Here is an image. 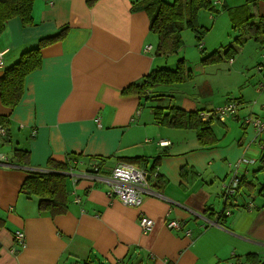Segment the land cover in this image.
I'll return each mask as SVG.
<instances>
[{
    "label": "crops",
    "instance_id": "obj_1",
    "mask_svg": "<svg viewBox=\"0 0 264 264\" xmlns=\"http://www.w3.org/2000/svg\"><path fill=\"white\" fill-rule=\"evenodd\" d=\"M32 4L29 25L14 16L0 34V78L19 54L37 48L40 40L57 38L40 49V66L23 80L15 108L0 99V127L7 130L0 136V157L7 159L0 165V264H61L65 256L81 259L80 264H94L93 258L98 264L262 263L264 200L251 173L259 166L264 131L257 140L254 130L232 123L231 117L225 123L209 117L203 123L211 121L206 126L214 136L208 140L206 135L202 144L195 130L158 124L152 110L162 101L153 92L164 89L161 74L174 70L176 62L155 53L158 39L149 30L147 13L133 0H95L91 7L86 0ZM220 4L234 7L227 0ZM250 4L253 20L264 29V0ZM217 20L212 26L220 30ZM243 38L241 46L255 40ZM261 39L255 40L256 63L264 72V32ZM183 67L179 80L194 82L196 71ZM153 74L157 84L141 89ZM246 88L241 97L255 99L253 87ZM220 92L210 87L211 95L183 110L221 108L216 107ZM257 100L253 111L260 113L264 97ZM240 138L249 145L240 146ZM241 156L249 163L238 174L240 186L223 201V181ZM119 162L146 172L148 190L138 207L108 195L105 175ZM55 165L66 167L61 173L67 210L50 217L38 211L36 196L20 188L28 172L56 173ZM91 167L100 175H83ZM141 216L153 221L146 233ZM171 221L177 226L171 228ZM16 231L24 232V246L14 241Z\"/></svg>",
    "mask_w": 264,
    "mask_h": 264
},
{
    "label": "trees",
    "instance_id": "obj_2",
    "mask_svg": "<svg viewBox=\"0 0 264 264\" xmlns=\"http://www.w3.org/2000/svg\"><path fill=\"white\" fill-rule=\"evenodd\" d=\"M34 1L35 0H0V34L3 32L6 21L13 18L14 16L19 17L22 24L29 25L31 23V16L29 15L33 6L32 3H34ZM86 1L89 7H91L95 2V0ZM252 1L253 0H245V3L240 5V7L237 6L226 8L223 6L221 9L223 12H226L229 15V21H231L233 25H235V22L238 19L237 21H240L241 24L244 23L246 25L247 33L252 35V37H254L258 43H262L261 34H263L264 29H262V26L259 24L257 25V23L253 20L255 18V14L250 12V9H254V5L250 4ZM158 2L159 3L157 4V7L144 8L143 5L141 7L148 15L149 30L155 34L158 39L157 46L154 49L156 54L163 55L165 57L175 53L178 48L181 47L179 34L184 28L194 31L198 43L202 42V33H204L206 29L199 27L196 23L197 15L200 10H214L213 6L214 4L216 5V3H214L213 0H173L172 3H167L164 0H158ZM64 34V30H62L60 35ZM55 38H57V36L54 38L40 40L39 46L37 48L19 54L20 56L18 60L12 64L11 67L9 66L6 68L2 77L0 78V99L2 100L5 107L14 109L19 103L22 95L21 93L23 91V80L31 71L40 66V49L44 47L48 41H53ZM243 39L244 38H242L240 35L235 38V40H237L239 43H242ZM199 48L202 49V45H200ZM218 53V50L214 51L202 59H209ZM183 66H181L182 69H184ZM186 72L189 73L188 71ZM184 73L185 72L182 70V72L177 75L178 83L183 82V80H179V77L181 75H185ZM161 75H163V83H165L166 86V84L170 82L167 81L168 79L166 78L165 73ZM148 80L149 84L141 86V89H144L145 87L150 89L157 84L156 76H154V74L149 75ZM153 93L154 95L152 97L155 99L157 98L159 101H162L163 98L166 97V95L163 93ZM152 111L155 121L160 125L175 129L181 128L186 130H195L196 138L199 143H206L204 141V137H206V135L209 137L208 140H210V137L214 136L213 131L206 126L207 124L211 123V121L207 124L203 123L199 119V111H185L171 104L154 107ZM211 111H215V109ZM237 118H239V115H235L233 117V119ZM239 124L245 128L253 129L257 134L256 136L264 131L257 132L252 124L245 123V120L240 119ZM2 127L4 128L5 125ZM6 132L7 130L5 129V133ZM262 144L263 146L261 145L260 147L261 149L258 157L260 171H264V142H262ZM64 168H66L64 165H55L53 170H58L56 173L39 171L28 172L27 177L23 183H21L22 185L20 192L26 193L28 196L34 195L39 199L37 209L40 213L49 215L50 217H56V215L64 214L66 212L67 199L63 182L65 181L66 176L61 173L65 171ZM241 180V175H239V186ZM254 185H252V187ZM258 194L263 197L262 200H264L263 187L259 188ZM260 264H264V259Z\"/></svg>",
    "mask_w": 264,
    "mask_h": 264
},
{
    "label": "rangeland",
    "instance_id": "obj_3",
    "mask_svg": "<svg viewBox=\"0 0 264 264\" xmlns=\"http://www.w3.org/2000/svg\"><path fill=\"white\" fill-rule=\"evenodd\" d=\"M133 1L136 9H140L142 5L144 8L157 7V4L159 3L158 0ZM164 1H167V3L173 2V0ZM213 1L216 3V5L214 4L213 6L214 10H200L197 15L196 23L199 27L206 29V31L202 33V42L198 43L194 31L184 28L179 34L181 47H179L175 53L169 55V59L176 62V67L174 70H168L165 72L166 78L168 79L167 81L170 83L166 84L164 89L160 90L159 93L169 96L171 91H174L177 88L180 92L175 95H173L174 93L171 94L174 97L169 100L168 98H163L162 102L156 103L158 106L171 104L179 109H184L183 105H192V107H196L199 103L197 100L198 98H205L208 95H211L210 87L218 86L219 89H221V92L219 93V102L216 104V107H223L226 103H231L235 106L233 110L239 115V118L233 119L232 123L239 124L240 119H250L252 121L259 119L261 120L260 122L264 123V105H260V113L253 111V107L259 105L257 97H264L263 67L261 63H256V57L259 54L258 43L250 38L241 46V43L235 40V38L239 35H242V38L249 37V34L246 31V25L244 23L241 24L240 21H237L238 19L236 20L235 25H231V21L228 20L229 18L227 14L221 9L222 6L220 2L223 3V0ZM227 1L234 7H240L242 4L239 3V1L244 0ZM217 16L220 30L217 26H212V21ZM200 45H202V49L199 48ZM231 48L233 49L230 50ZM216 50L219 51L218 54L209 59H202ZM228 52L229 54L227 55ZM183 65L191 68L189 69L190 74H194L193 72L196 71L195 73L198 75H196L194 82H191L188 78L185 79L183 83H179L180 86L178 87L177 75L182 72L183 69L181 66ZM204 79L207 80L205 85H203ZM246 87L250 89L253 87L254 93L256 94L255 99L246 101L247 98L241 97L243 90H246L247 92ZM206 93H208V95ZM212 94L215 96L216 90H212ZM219 122L225 123L220 120ZM229 122L231 123V121H228V123ZM251 130L253 131V129ZM255 135L256 133L253 131L252 136L256 137L258 140V137ZM240 139L238 140L240 146L249 145L250 142H245ZM232 167L233 172L235 169V161L232 163ZM255 170L254 173H251L253 183L258 189L261 187L264 188V186H262L264 184V171H260L258 165ZM256 195L257 193L255 192V196ZM62 259L61 264H80L81 262V259L74 261L70 256H65ZM92 262L98 264L97 260L94 258Z\"/></svg>",
    "mask_w": 264,
    "mask_h": 264
},
{
    "label": "built area",
    "instance_id": "obj_4",
    "mask_svg": "<svg viewBox=\"0 0 264 264\" xmlns=\"http://www.w3.org/2000/svg\"><path fill=\"white\" fill-rule=\"evenodd\" d=\"M235 106L231 103H226L223 107L216 109L215 111H202L199 113V119L202 122H206L209 117L215 116L218 121L225 122L226 117L233 118L238 113L233 110ZM261 120H245V123H250L257 130V132H262L264 130V123L260 122ZM5 130L0 127V136L5 137ZM263 146V144H262ZM6 157H0V165L6 162ZM249 158L245 156H241L239 160L235 163V169L232 173L228 174V176L223 181L222 193L223 198L225 200L231 199L235 196V187L238 186V174L240 170L248 165ZM76 167V163L70 166V170ZM115 168L108 174L105 175V180L110 183L111 190L108 192L109 197H114L119 200L125 206H133L138 207L139 204L143 201V194H145L148 190V185L145 177H147L146 172L142 170L137 165L128 164L126 162H119L118 165L114 166ZM83 175L89 177H96L100 175V170L95 167H91V169L83 172ZM231 176V177H230ZM229 212H225L227 214ZM139 224L141 230L146 233L153 226L152 219L148 217H140ZM172 228L173 226H177L175 221H171L168 223ZM14 236L15 242L24 246L26 243V237L24 232L16 231ZM11 251H14L12 248ZM232 264V263H231Z\"/></svg>",
    "mask_w": 264,
    "mask_h": 264
}]
</instances>
